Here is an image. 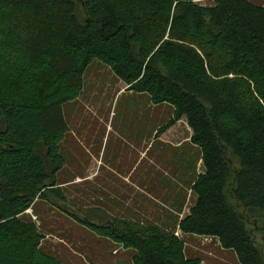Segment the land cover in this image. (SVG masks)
<instances>
[{
    "label": "trees",
    "instance_id": "obj_1",
    "mask_svg": "<svg viewBox=\"0 0 264 264\" xmlns=\"http://www.w3.org/2000/svg\"><path fill=\"white\" fill-rule=\"evenodd\" d=\"M96 59L127 91L172 105L158 132L183 118L192 130L204 169L180 231L218 238L241 264H264L228 200L264 211V4L253 0H0V264H42L17 215L30 207L29 189L64 199L63 108ZM78 220L133 249L138 264H199L157 225Z\"/></svg>",
    "mask_w": 264,
    "mask_h": 264
},
{
    "label": "rangeland",
    "instance_id": "obj_2",
    "mask_svg": "<svg viewBox=\"0 0 264 264\" xmlns=\"http://www.w3.org/2000/svg\"><path fill=\"white\" fill-rule=\"evenodd\" d=\"M196 2L213 5L215 0ZM78 9L86 18L83 6ZM126 89L100 60L87 68L78 96L63 108L70 127L61 148L66 165L58 175L64 199L29 189L32 201L17 215V233L32 235L31 247L42 264H138L133 249L91 230L78 217L101 227L124 219L176 232L185 241L187 257L199 264H241L236 252L223 248L218 238L177 230V217L168 215L179 205L185 210L193 205L195 195L186 188L204 169L201 149L191 142L178 146L161 141L159 136L189 141L187 120L158 132L172 117V105H154L148 94ZM149 142L154 143L151 149ZM146 147L149 155L142 161ZM228 200L244 215L264 259V211L245 209L230 193Z\"/></svg>",
    "mask_w": 264,
    "mask_h": 264
},
{
    "label": "crops",
    "instance_id": "obj_3",
    "mask_svg": "<svg viewBox=\"0 0 264 264\" xmlns=\"http://www.w3.org/2000/svg\"><path fill=\"white\" fill-rule=\"evenodd\" d=\"M167 131V130H166ZM165 131V132H166ZM165 132H163V133H165ZM157 133L158 132H156V134H155V138L157 139L158 138V136H157ZM191 136H192V134H191ZM191 136H190V140H191ZM159 139L162 141H164V142H166V143H175L176 145H178V146H183L184 144H187V143H189V142H191L190 140L189 141H186V140H181V141H179V142H172V141H168V140H166L165 139V137L163 138L162 136H159ZM176 140V139H175ZM185 142H187V143H185ZM153 144L154 143H152V142H149V144H148V146H150V149L152 148V146H153ZM147 146V147H148ZM147 147L146 148H144L143 150H141V156H142V161L146 158V157H148V155H149V153H148V151L146 152V149H147ZM199 161L202 163V159L200 158L199 159ZM203 172V171H202ZM125 178L126 179H128V180H132V176H130V174H127V175H125ZM193 183V180L191 181V182H189L188 183V186H187V190L186 191H190V193H192L191 192V184ZM177 205V204H176ZM172 206V205H171ZM174 208V207H173ZM181 207H180V205L178 206V207H175V210L173 209V212H175V213H173V215H168L169 217H173L174 215L177 217V220L176 221H174V222H176V228H177V230H180L179 229V221H180V219L181 218H183L186 214H188V212H189V209L188 210H185V208H182L181 210ZM176 217H173L174 218V220L176 219ZM169 231H172V230H169ZM176 233V232H175Z\"/></svg>",
    "mask_w": 264,
    "mask_h": 264
}]
</instances>
